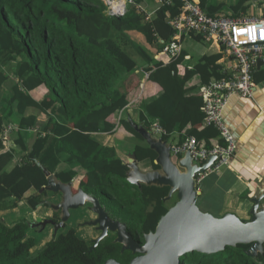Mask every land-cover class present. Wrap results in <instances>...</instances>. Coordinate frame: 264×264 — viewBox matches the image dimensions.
Returning <instances> with one entry per match:
<instances>
[{"label": "trees", "instance_id": "1", "mask_svg": "<svg viewBox=\"0 0 264 264\" xmlns=\"http://www.w3.org/2000/svg\"><path fill=\"white\" fill-rule=\"evenodd\" d=\"M206 1L200 0V5L210 15L222 8L207 6ZM250 1L239 0L228 8L233 16L248 17ZM180 7L181 1L173 0L146 22L134 9L123 16H109L103 0H0V264H103L108 258L128 264L133 256L120 251V245L112 241L113 235L89 250V244L74 230L31 252L35 240L26 232L30 222L19 219L11 223L4 217L20 201L36 208L41 200L37 192L47 183L43 168L68 182L76 176L75 170L59 171L58 167L76 163L84 170L82 188L95 195L109 215L135 226L141 237L154 230L169 208L163 201L169 188L142 185L139 189L129 183L125 158L93 133L114 129L116 122L108 118L126 105L123 95L116 96L117 85L125 74L143 65L149 72L148 81L161 87L155 96L139 102L144 126L149 129L158 119L163 139L173 131H184L178 144L196 135L197 130L188 126L203 105L200 86L224 75L217 62L222 54L200 56L192 68L180 73L182 52L164 63L128 34L131 30L142 33L148 44L161 51L174 34L168 18L177 15ZM192 35L204 39L201 33ZM196 74L199 82L189 86ZM255 75L252 72L253 81ZM10 77L15 80L11 93L4 94ZM41 86L47 92L38 101L30 92ZM41 114L47 116L42 133L25 143L21 131L34 128ZM13 115L19 118V133L15 146H8L1 132L4 122H10ZM120 123L134 141L130 150L137 160L148 162L150 169L158 168L154 163L156 153L144 138L121 117ZM214 131L216 143L225 144ZM199 143L208 147L215 144L206 140ZM117 179L124 185L114 183ZM250 193L246 191L241 197H250ZM211 213L216 215L215 211ZM248 247L237 244L216 253L194 251L187 253L180 264H264V252L250 256L245 253Z\"/></svg>", "mask_w": 264, "mask_h": 264}, {"label": "crops", "instance_id": "2", "mask_svg": "<svg viewBox=\"0 0 264 264\" xmlns=\"http://www.w3.org/2000/svg\"><path fill=\"white\" fill-rule=\"evenodd\" d=\"M197 1L200 3V0ZM237 1L239 0H207L206 3L207 6L220 5L222 8L218 10L219 12H217L228 14L231 13L228 7L235 4ZM135 2L141 7V10L145 13V15L149 12H152L149 19H145L146 16L143 15V13L136 12L133 4H128L127 8L134 9L135 13L141 14L143 20L148 22L154 17L155 12L161 6L172 4L173 0L168 4H161L159 3V0H135ZM249 6L250 8L248 17H259L264 15V0H253ZM241 16L245 17V15ZM128 34L134 41L151 52L154 57L156 54L160 53V51H157L156 47L151 46L146 42L142 33L131 30L128 31ZM203 38L204 39L202 40H198L192 35L191 32L186 33L181 37V52L184 54V59L179 65V72L183 73L185 68H192L200 56L215 53L222 54L217 61L222 65L220 70L222 74L234 71L236 68V60L234 57L231 54L226 53L223 47H221L214 39L207 38L206 36ZM160 41L163 42V40ZM257 58L252 64L253 72L256 74V79L254 81L255 86L252 95L242 96L238 93H231L227 97L221 112L223 121L231 131L234 138L233 157L231 158L229 164L224 166L220 172L211 173L203 177L197 183V188L200 191L197 204L200 203L203 205L206 209L205 212L211 213L210 210L212 209L215 211L216 215L219 216L226 212H232L239 216L242 220H247L249 218V211L253 204L250 201V197L255 193L257 194L259 189H263L264 191V61L257 63ZM159 59L166 63L169 60V57L159 54ZM143 67L144 66L141 65L125 74L123 79L117 85L118 89L116 96L123 95L126 100V105L124 108L119 110V113L117 112L108 118L109 122H116L114 129L111 132L93 133V136L102 144L113 146L115 149H117L118 153L125 158L124 163L128 159V154L132 152L130 147L133 146L134 141L123 124L120 123L118 125L120 117L122 120L128 121L132 126L133 124H143L144 126L140 115L139 102L142 98H150L155 96L161 90V87L157 83L148 81V75H145V72L147 71L143 70ZM153 69L154 66H152V70ZM147 73L149 74V72ZM9 79H11V83H8L6 87L3 88L4 94L11 93L12 82L15 80H13L12 77ZM199 80V75H194L189 82V86L199 82ZM215 80H218V78H212L207 83ZM46 92V88L41 86L32 90L30 94L34 99L41 101L45 97ZM0 105H2L1 100ZM202 112L203 110L201 107L199 114L196 113V115L192 117L188 128L194 127L197 130V133L194 135V137H198V141L204 142L206 140L211 143H216L218 138L217 133L214 131L213 127L204 125L203 119L200 118V113ZM18 119L19 118L17 116L13 115L10 122H4V127L8 125L12 127L8 132V146H15L13 142L19 133L17 127ZM46 120V114H41L38 117L34 128L24 129L21 131V136L25 143L33 142L34 135L42 133V129L46 123ZM156 120L158 121V119ZM156 120H154L153 123ZM153 123L148 130H151ZM184 134V131H173L165 140L167 144L170 145L178 144L180 137H182ZM18 149H20V147H18ZM20 157L21 154L19 155V158ZM141 163L144 164L141 165ZM141 163L138 161V165L141 170H150L148 167V162L143 161ZM69 168L74 169L76 172V187L82 183L83 180H85L84 170L82 167H78L76 163L66 165L63 164L59 165L58 167L59 171H65ZM246 191L251 192L249 194L251 196L242 198L241 195ZM58 199L59 198H57L56 201H58ZM20 202L18 207L21 206ZM24 202L22 204H24ZM262 202H264V200ZM17 208L11 211H16ZM31 210L33 219L37 218L38 214L34 213V209ZM10 212H8L6 216H8Z\"/></svg>", "mask_w": 264, "mask_h": 264}, {"label": "water", "instance_id": "3", "mask_svg": "<svg viewBox=\"0 0 264 264\" xmlns=\"http://www.w3.org/2000/svg\"><path fill=\"white\" fill-rule=\"evenodd\" d=\"M257 63L264 61L257 58ZM134 129L145 139L150 149L156 152L154 163L156 169L143 171L138 165L134 152L128 154L125 164L128 167L126 180L141 189L146 186H167L169 188L163 201H169L176 194V202L160 216L153 231L143 235L144 242L139 244L125 230V224L109 217L101 206L99 199L78 188L73 192L72 181L63 183L56 180L54 173L43 168L47 183L39 190L59 194V202L51 203L54 210H60L62 220L55 227L56 232L64 221L69 217V209L76 210L90 203V210L97 214V218L83 222L84 225H97L101 234L93 241L89 250L93 249L100 240L107 236L108 231L116 232L114 243L121 245L120 251H130L136 256L132 257L128 264H180L181 259L190 252L216 253L222 251L225 246L237 244H249L245 253L256 256L264 252V191L259 189L258 193L250 197L253 203L249 211V218L242 220L232 212H226L221 216H215L209 212L202 211L198 204L200 191L197 188L196 174L203 172L213 165L216 155H209L207 160L198 165L188 150H186L176 161L170 154V144L162 137L155 136L143 124H133ZM0 222L2 219L0 218ZM49 222L43 221L42 225ZM31 227L37 226L30 223ZM103 264H121L113 258L106 259Z\"/></svg>", "mask_w": 264, "mask_h": 264}, {"label": "built area", "instance_id": "4", "mask_svg": "<svg viewBox=\"0 0 264 264\" xmlns=\"http://www.w3.org/2000/svg\"><path fill=\"white\" fill-rule=\"evenodd\" d=\"M180 1L179 13L168 18V24L174 29V34L159 54L169 58L178 56L182 49L181 37L191 32L201 33L207 38L214 39L226 53L231 54L236 60L234 71L225 73L222 78L200 86L203 99V123L205 126L215 128L225 144L215 143L208 147L199 143L197 138L192 136L181 144H171L170 146L173 161H176L186 150L189 151L193 162L198 165L203 164L209 155L217 156L211 167L196 174L198 183L203 177L220 172L233 157L234 138L225 125L221 112L231 93H238L242 96H251L253 93L255 82L252 80V64L257 57L264 56V16L243 17L233 16L231 13L210 15L197 0ZM103 2L109 16H123L128 11V4H133L136 12L145 15L135 0H103ZM170 2L172 0H159L161 4ZM151 14L152 12L147 13L145 19H149ZM159 54H156L154 58L159 59ZM145 73L147 76L148 73ZM11 128L10 125L5 126L1 132V138L6 142ZM150 131L155 136L164 134V130L157 120L153 123Z\"/></svg>", "mask_w": 264, "mask_h": 264}, {"label": "flooded vegetation", "instance_id": "5", "mask_svg": "<svg viewBox=\"0 0 264 264\" xmlns=\"http://www.w3.org/2000/svg\"><path fill=\"white\" fill-rule=\"evenodd\" d=\"M55 175V173H54ZM55 178L56 180L60 181V182H63L60 180V176H57L55 175ZM72 189H73V192L76 191L78 188H82L83 186L81 185V183L75 187V183L77 181V178L75 179V177H73L70 181H72ZM68 181V182H70ZM68 182H63V183H68ZM84 188V187H83ZM82 188V189H83ZM84 190V189H83ZM85 191V190H84ZM39 192V191H38ZM86 192V191H85ZM88 194H91L89 192H87ZM39 196H41V200L39 201L38 205L36 206V208L34 209V211L39 207V206H47L45 204L46 201H50L52 204L54 203H58L59 202V199L58 201L57 198H59V194H55V193H52V192H48V191H44L42 193H38ZM93 195V194H92ZM95 196V195H94ZM100 202V201H99ZM101 204V203H100ZM90 204H85L83 207L89 212L91 213L93 216L92 217H89V218H86L84 219L83 218V214L81 213V215L78 217L79 219L77 220V222L79 223V225H84L83 222L85 221H91V220H95L97 218V214L93 213L89 208H90ZM101 206L104 208V206L101 204ZM49 210L46 211L43 215H38L37 218H35L34 223L37 224V226H34L32 228H36V231L40 232L42 230H44L46 228L47 225H50L51 226V230H52V239L58 237L60 234H63V233H60V229L62 228H66L67 226V223L68 221L70 220L71 218V210L73 209H69V217L64 221V226H60L57 231L55 232L54 229L56 226H58V224L61 222L62 220V214H61V211L60 210H54V208L51 207V205H49ZM81 208V207H80ZM77 210V209H76ZM105 210V209H104ZM106 213H108L106 210H105ZM109 215V213H108ZM109 217L113 220H118V221H121L119 219H115L113 218L111 215H109ZM36 219H39V221H36ZM45 220H49V222H47L45 224V226L42 225L43 221ZM125 224V230L127 231V233L132 237V239H134L135 241H137L139 244H143L144 242V239H143V235L145 234V232L142 234V237L140 236V234L137 233V228L134 226V228H132V226H129L125 221H121ZM33 223V224H34ZM89 226V231H88V240L89 242H87L89 244V248L93 245V241L101 234V231L97 229V225H87ZM147 233V232H146ZM110 235H113V238H112V241L113 239L115 238L116 236V232L114 231H108L107 233V236H105L103 239L107 238L108 236ZM82 239V238H81ZM102 239V240H103ZM84 240V239H83ZM101 241V240H100ZM99 241V242H100ZM98 242V243H99ZM119 244V243H118ZM120 245V244H119ZM120 248H121V245H120ZM89 251V250H88ZM125 251H128V250H125ZM130 252V251H128ZM131 253V252H130ZM132 254V253H131ZM134 256L137 255L136 254H132Z\"/></svg>", "mask_w": 264, "mask_h": 264}, {"label": "rangeland", "instance_id": "6", "mask_svg": "<svg viewBox=\"0 0 264 264\" xmlns=\"http://www.w3.org/2000/svg\"><path fill=\"white\" fill-rule=\"evenodd\" d=\"M224 1V0H223ZM232 1V0H229ZM236 3V2H235ZM249 4L251 5V2H249ZM264 12V11H263ZM264 15H261L259 17H263ZM252 17V16H251ZM144 164V163H143ZM141 163V165H143ZM142 167V166H141ZM115 174H119V172H114ZM123 178V177H122ZM114 183H116L117 185H121L123 184V182L119 179L115 180ZM124 185V184H123ZM177 200L176 194H173L171 199L169 201H167V206L170 207L172 206ZM24 202V201H23ZM22 201L20 202V205L16 211H11L10 214L8 216H5L4 219L7 222H14L17 221L19 219H25L30 223H34L33 220H35V218L33 219V215H32V210L28 207L27 203L24 202V204ZM90 204V203H87ZM264 204V202H263ZM200 209L202 211H205V207L201 204H198ZM49 205L47 206H39L34 213L40 215H43L46 211H48ZM209 211V210H207ZM213 211L212 209L210 210V212ZM81 213L83 214V218H89L92 217L93 215L91 213H89L84 207L78 208L77 210H71V218L67 223L66 228H62L60 229V233H66L70 230H74L76 235L82 239H84L85 241L89 242L88 240V231H89V226L87 225H79V223L77 222V220L79 219L78 217L81 215ZM212 214V213H211ZM214 215V214H213ZM215 216H219V215H215ZM33 219V220H32ZM36 221H39V219H36ZM32 225H30V228H28L26 230L27 235L31 238H33L35 240V245L34 247L31 249V252H36L37 250H39L46 242L50 241L53 237H52V230H51V226L47 225L46 228L40 232L36 231V228H32Z\"/></svg>", "mask_w": 264, "mask_h": 264}]
</instances>
